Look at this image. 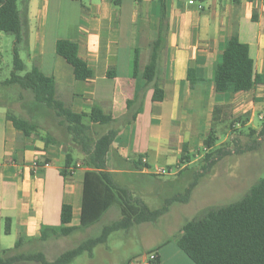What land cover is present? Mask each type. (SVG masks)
Listing matches in <instances>:
<instances>
[{
  "label": "crops",
  "instance_id": "1",
  "mask_svg": "<svg viewBox=\"0 0 264 264\" xmlns=\"http://www.w3.org/2000/svg\"><path fill=\"white\" fill-rule=\"evenodd\" d=\"M25 5L26 42L19 48L22 74L36 65L45 76L53 77L56 98L73 112L88 113L96 105L111 115L118 134L106 155V171L121 187L127 188L124 174L151 179L160 162L171 161L175 166L181 157H190L200 149L211 129L214 111L250 113L251 123L255 113L264 109V83L248 92L222 94L215 92L212 82L225 43L234 33L248 45L254 73L264 77V0H206L200 4L173 0H27L18 7L21 13ZM58 40L78 44L80 59L93 71L91 79L75 80L72 67L55 51ZM158 40L163 47L156 83L164 99L152 102L153 88L145 86L142 71L149 63L151 45ZM135 50L139 73L133 78ZM188 72L195 80L193 85ZM137 98L141 107L135 119H130L134 109L125 118L127 102ZM36 109L32 116L39 117V124L24 114L23 119L37 125V132L26 138L6 120V108L0 110V248L12 254L39 251L52 262L60 254H49L65 237L42 241L41 229L60 225L62 204L72 207L69 226L79 227L88 169L76 148L71 152L77 154L72 174L60 176L70 146L64 143L62 128L54 117L44 108ZM49 135L58 142L46 144ZM45 163L48 166L42 167ZM113 208L119 212L113 206L100 220ZM99 221L71 235L83 237ZM156 225L142 224L136 226L140 230L133 226L124 231L127 236L132 233L136 249L123 260L117 261L107 241L94 249L92 257L83 255L86 264L100 258L107 264H127L158 246L156 264H194L176 245L180 231L161 242L144 239L142 234L158 231Z\"/></svg>",
  "mask_w": 264,
  "mask_h": 264
},
{
  "label": "trees",
  "instance_id": "2",
  "mask_svg": "<svg viewBox=\"0 0 264 264\" xmlns=\"http://www.w3.org/2000/svg\"><path fill=\"white\" fill-rule=\"evenodd\" d=\"M26 2L27 0H24V3ZM25 10L26 5L23 13L18 10L17 0H0V32L13 36V67L10 78L1 85L17 86L21 90L29 91L35 107L44 108L54 117L57 125L62 128L64 143L79 150L82 165L88 169L84 174L79 227L69 226L72 221V207L62 204L60 225L53 228L43 227L39 239L46 241L55 237H68L79 229L91 227L113 206L118 208L120 218L104 226L99 236L81 241L52 262H48L40 252L12 255L11 251H2L0 248V264H71L83 255L92 257L94 249L105 244L114 232L127 231L133 226L142 224H158L172 205L189 202L192 191L198 186L199 181L211 172L217 162L232 154L257 151L264 141L263 124L258 131L248 130L249 143L245 147L214 149L216 140L214 123L219 114V111H214L211 129L203 140L205 154L199 168L192 170L185 167L189 164L191 156L180 158V164L184 167L179 175L189 174L191 182L184 189L183 194L180 192L168 195L162 200L160 208L150 209L142 199L134 197L127 188L117 185L112 175L106 171V155L118 134L115 120L111 115L105 114L96 105H93L88 113L73 112L56 98V83L53 77L45 76L36 65L22 74L24 65L19 58V48L26 42L22 16ZM162 47L160 40L151 45L149 63L142 71L145 86L151 85L153 88L152 102H161L164 99V92L156 83ZM55 51L72 67L76 81L84 82L93 77V71L78 55L76 42L58 40ZM138 73L139 54L135 50L131 75L135 78ZM108 76H111L109 72ZM188 81L191 85L195 81L189 77V72ZM212 82L215 92L222 94L248 92L257 84L264 83V77L254 73V61L249 54L248 45L240 42L236 33L225 43ZM139 99L137 98L135 102H127L125 118L134 109L130 119H135L141 107ZM137 101H139L138 105ZM6 120L12 123L23 138L37 132L36 124L13 113H6ZM99 129L105 131L99 134ZM57 142L58 140L51 135L46 138V144ZM64 162V167L59 171L62 178L70 176L75 168L70 150L65 152ZM139 162L140 159L137 160V167ZM150 177L156 179L159 176ZM8 231L9 226H6L5 232ZM179 231L176 245L194 264H264V177L258 180L240 200L224 206L204 208L194 219L184 223ZM158 248L148 253H157Z\"/></svg>",
  "mask_w": 264,
  "mask_h": 264
},
{
  "label": "rangeland",
  "instance_id": "3",
  "mask_svg": "<svg viewBox=\"0 0 264 264\" xmlns=\"http://www.w3.org/2000/svg\"><path fill=\"white\" fill-rule=\"evenodd\" d=\"M23 2L24 0H18V7H21ZM0 36V83H2L10 78L13 67V36L6 33H0ZM4 107L6 108V113H13L20 118H24L25 115L31 117L34 113L38 112L37 109L35 110L32 94L29 91L19 89L17 86H0V110H3ZM261 113L264 116V109L262 112H258V114L255 113L252 122L249 123L251 118L250 113L227 115L219 111L214 123L216 138L214 149L220 147H227L229 149L245 147L249 143L248 130L253 129L258 131L264 124V117L260 119ZM31 118L37 123L39 122V117L32 116ZM232 124L234 125L233 127L231 126ZM41 127H46V125L41 124ZM104 131V129H99L98 133L101 134ZM75 149L73 146L69 148L71 152ZM72 154L75 163L77 154L74 152ZM204 154L205 150L202 146L193 152L189 164L185 167L197 170L202 163ZM172 164L171 161L167 163L160 162L158 164L160 169L170 170L171 168L170 175L159 176L156 179H143L144 177L124 174L122 179L127 182V189L134 197L144 198L143 202L150 209H158L162 206L163 199L175 193L182 192L183 194L184 189L191 182L189 174L179 175V172L183 169L182 164L178 163L175 166ZM263 177L264 141L261 142L257 151L232 154L217 162L211 169V172L199 181L198 186L192 191L187 204L172 205L167 215L158 221L156 225L158 231L142 235L146 241L151 240V242L155 243L178 235L181 226L194 219L204 208L224 206L240 200ZM117 215H119V212L116 208H113L85 236L82 237L80 234H75L63 239L61 238V242L57 245L55 252L49 254V257H55L64 251L72 249L85 239L99 236L104 226L119 220L120 215L119 217ZM134 230L140 229L135 226ZM129 234L130 236H127L124 235V231H117L109 237L108 246L112 255L118 258L117 261L123 260L132 250L136 249L133 244V235L132 233ZM1 250L6 251L4 247ZM38 252L32 251L30 254ZM98 255L101 256V253ZM72 264H86V257L82 256ZM92 264L107 263L100 258L95 259Z\"/></svg>",
  "mask_w": 264,
  "mask_h": 264
},
{
  "label": "built area",
  "instance_id": "4",
  "mask_svg": "<svg viewBox=\"0 0 264 264\" xmlns=\"http://www.w3.org/2000/svg\"><path fill=\"white\" fill-rule=\"evenodd\" d=\"M173 1H179V2H192V3H201L206 0H173ZM34 167H37V163L33 164ZM48 164H43L42 167H47ZM153 175L156 176H165V175H170L171 170H165V169H160V168H155L152 172ZM158 259V255L156 252H149L143 256L139 257H134L131 260L127 262V264H156Z\"/></svg>",
  "mask_w": 264,
  "mask_h": 264
}]
</instances>
